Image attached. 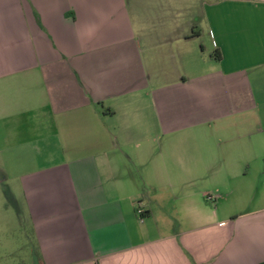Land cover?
<instances>
[{
  "label": "crops",
  "instance_id": "crops-1",
  "mask_svg": "<svg viewBox=\"0 0 264 264\" xmlns=\"http://www.w3.org/2000/svg\"><path fill=\"white\" fill-rule=\"evenodd\" d=\"M259 156L264 0H0V219L36 264H264V197L219 214L186 191L163 233L148 192Z\"/></svg>",
  "mask_w": 264,
  "mask_h": 264
},
{
  "label": "rangeland",
  "instance_id": "rangeland-1",
  "mask_svg": "<svg viewBox=\"0 0 264 264\" xmlns=\"http://www.w3.org/2000/svg\"><path fill=\"white\" fill-rule=\"evenodd\" d=\"M257 168V172H250L244 179H201L191 184L185 183L186 180L180 178V189L178 190H171L168 187L166 189L164 187L159 188V180L149 179L148 182L155 186L156 190H148V192L161 200L158 218H160V222L164 224L169 223V227L161 228V230L164 229L163 233H171L173 231L180 232L181 228L177 227L173 219L178 222L182 219L185 221L186 216L189 214L188 212H191L188 210L187 206L183 204V201H179L180 195H183V193L189 190L209 191L208 193H210L209 195L213 198V201L209 200L205 195L202 198L196 195L194 198L195 200L207 202L205 205L209 212L218 209V213L220 214L222 211H225V206H231L234 212L241 213L245 212L246 208L253 207L252 205H259L260 202L258 200H262L260 197H264V156H259ZM133 179L136 185L140 187L145 186L144 180L138 176L137 172L133 173ZM245 189H251V194H244L243 192H246ZM225 190H236V192L229 195ZM8 203V207L13 208L12 210L10 209V212L15 214L13 210H15L16 207L11 196L8 197ZM0 204L2 207L3 198H1V196ZM161 210H165L168 213L170 220L165 219L164 221V219L160 217ZM0 214L3 215V208H1ZM171 217L173 219H171ZM6 220L7 218L3 220L0 219V237L2 238V241L0 240V264H36L34 256V238L31 237L30 230L26 227H21L19 223L18 226L14 222L12 224L5 223ZM15 222L17 223V221ZM4 250L6 253H2Z\"/></svg>",
  "mask_w": 264,
  "mask_h": 264
},
{
  "label": "built area",
  "instance_id": "built-area-1",
  "mask_svg": "<svg viewBox=\"0 0 264 264\" xmlns=\"http://www.w3.org/2000/svg\"><path fill=\"white\" fill-rule=\"evenodd\" d=\"M208 198H209V200H211L210 197H208ZM135 213H136V216L138 217L139 221L142 222L145 210L140 205H137L136 209H135Z\"/></svg>",
  "mask_w": 264,
  "mask_h": 264
}]
</instances>
